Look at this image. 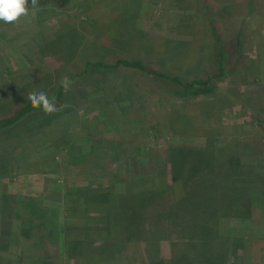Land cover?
<instances>
[{
  "label": "rangeland",
  "instance_id": "obj_1",
  "mask_svg": "<svg viewBox=\"0 0 264 264\" xmlns=\"http://www.w3.org/2000/svg\"><path fill=\"white\" fill-rule=\"evenodd\" d=\"M28 8L0 21V119L87 71L56 112L0 131V237L10 215L0 264H264V0ZM118 58L185 79L220 64L224 74L211 93L179 97L164 78L87 66ZM147 185L162 192L129 230L81 224L67 208L73 188ZM23 196L36 205L30 226L11 217ZM75 233L90 247L82 257Z\"/></svg>",
  "mask_w": 264,
  "mask_h": 264
},
{
  "label": "trees",
  "instance_id": "obj_2",
  "mask_svg": "<svg viewBox=\"0 0 264 264\" xmlns=\"http://www.w3.org/2000/svg\"><path fill=\"white\" fill-rule=\"evenodd\" d=\"M69 1L70 0H38V4L39 6H41L46 3H51L52 5H56L57 7H65L69 3ZM29 5H31V0H29L28 6ZM213 30L214 29L212 28V31ZM212 33L214 40L218 45L219 42H221L220 38H218L219 36L214 31ZM227 51L231 52L232 46L228 47ZM87 66H93L100 69H118L122 67H128L131 69H136L140 72H144L146 74H152L154 76L164 78L166 80H169L174 85L173 92L176 96L179 97H198L211 93L215 89L214 80L224 74L223 65L220 64L217 73L208 74L203 77L185 79L179 74H170L164 71H159L152 67H148L140 59L128 60L124 58H118L113 63H106L101 60L88 61ZM86 71V68H84L77 74L68 77L70 78L71 82H73L76 77H81V75L85 74ZM70 91L71 87L68 91H65L60 86V83H58L53 94L49 97L51 98L52 96H55L54 103L56 104V107H60L62 103L67 98H69ZM39 111L43 110L39 108H33L28 101L21 104L20 106L15 108L11 114L0 119V131L5 128L14 126L29 113ZM159 192L162 191L157 190L154 192V190H152L149 185L144 186L137 191L127 188L123 193H115L107 187L88 189L73 188L70 192L71 199L67 200V202H69V204H67V208L70 213H74L79 218H83V220L80 222L81 224H89L95 219L106 224L107 228L105 227V229L107 232L111 231L110 229H115L117 227H120L121 225L125 230H129L135 220L144 218L146 213L145 207L147 205V200L152 199L155 195L159 194ZM112 196H114L113 199ZM23 197L24 199L18 202V205L15 204V207L13 209L14 211H16V214L12 215L11 217L14 221L16 219H19L20 226H23L24 223L25 225L30 226L33 223L32 218L34 216L32 213L33 211H30L29 208L35 209L36 205L33 203L34 200H27L29 197ZM24 210H27V212H24ZM18 212H21L20 218L17 216ZM8 216L10 215L3 213L1 218V250H3L1 246L4 248L3 244H5V241L7 240V235H9V231L7 232L6 224L9 218ZM69 225L70 224L68 223L67 226ZM63 232L64 234L68 235L67 228H65ZM32 238L33 237H29L27 240L29 241ZM25 240L26 239L23 240V243ZM86 240V238L83 239L77 236L76 233L71 239L72 248H77V246L80 247V250L78 252L79 257L84 256L86 254V250L90 248L88 247Z\"/></svg>",
  "mask_w": 264,
  "mask_h": 264
},
{
  "label": "clouds",
  "instance_id": "obj_3",
  "mask_svg": "<svg viewBox=\"0 0 264 264\" xmlns=\"http://www.w3.org/2000/svg\"><path fill=\"white\" fill-rule=\"evenodd\" d=\"M29 0H0V21L5 24H14L29 14L28 8ZM32 8L39 6L38 0H31ZM60 86L68 91L71 87L70 78L65 75L60 80ZM25 99L31 104L33 108L42 109L45 114H52L58 109L56 107L55 96L51 98L43 90L30 92Z\"/></svg>",
  "mask_w": 264,
  "mask_h": 264
}]
</instances>
